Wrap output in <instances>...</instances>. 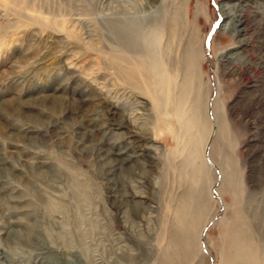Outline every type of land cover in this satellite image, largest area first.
I'll use <instances>...</instances> for the list:
<instances>
[{
    "label": "rangeland",
    "instance_id": "obj_1",
    "mask_svg": "<svg viewBox=\"0 0 264 264\" xmlns=\"http://www.w3.org/2000/svg\"><path fill=\"white\" fill-rule=\"evenodd\" d=\"M222 2L0 0V264H264V0Z\"/></svg>",
    "mask_w": 264,
    "mask_h": 264
},
{
    "label": "bare ground",
    "instance_id": "obj_2",
    "mask_svg": "<svg viewBox=\"0 0 264 264\" xmlns=\"http://www.w3.org/2000/svg\"><path fill=\"white\" fill-rule=\"evenodd\" d=\"M230 1L232 0H223L222 4H221V7H222V12L223 14L227 17V15L230 17H232V19H235L233 20V24H232V29H233V32H235V34H245V29H244V20L241 19L240 15H235L234 17L232 16V11L235 9L233 5L230 4ZM209 11V10H208ZM206 12V9H199V13H201L202 15H204ZM237 16V18H236ZM235 21V22H234ZM153 57V56H152ZM151 57V58H152ZM124 59V58H123ZM125 60V59H124ZM151 60V59H150ZM142 64V63H140ZM138 66V65H137ZM140 66V65H139ZM135 68V66H133ZM133 67L131 69H133ZM158 71V63H157V60H155V58H152V60L150 61V63H148V66L146 67V73L148 76H153L154 77V74L157 73ZM155 72V73H154ZM154 73V74H153ZM161 75V74H160ZM160 77L157 79V83L160 82ZM165 82V79H162V82ZM147 81H145V84H146ZM163 82V83H164ZM146 86V85H145ZM146 90L148 91V93L150 94V96L153 98L154 101H159V97L157 96V93L156 92H153V91H150V89L148 87H146ZM152 92V94H151ZM185 98V97H184ZM216 100L214 101L212 107L213 108V114H214V117L217 119L216 117ZM191 121V124H195L196 120L194 119H190ZM218 121V120H216ZM205 143L204 142V148H203V152H204V149H205ZM203 144V143H202ZM212 149V148H211ZM212 152V150H211ZM210 152V154H211ZM199 192V191H198ZM199 196V195H198ZM197 199V198H196ZM204 199V198H203ZM188 205V204H187ZM185 207V206H184ZM200 208V207H199ZM193 216H190V214L188 213H185V212H181L180 215H179V221H180V225H181V228H187V225L189 226L190 223L192 221H190V218L192 219ZM210 218V217H209ZM208 218V219H209ZM208 219L204 220L201 225L199 226L198 228V231H197V234L195 236H197L196 238H191V235H189L188 233L186 232H183V238H182V245L183 246V257L185 259H187V257H191V253H192V249H193V246H197V242L199 240V235H200V230L202 229V227L207 223ZM188 229V228H187ZM186 229V230H187ZM192 233V232H191ZM195 236H192V237H195ZM236 239V240H235ZM239 238H234L235 242L236 243H239L238 241ZM255 247V245H254ZM195 249V247H194ZM256 249V247L254 248ZM238 263L239 264H252L253 261L256 259V255L254 254L253 252V248H252V251L251 253H249V250H248V254L247 253H244L243 251L240 252L238 255Z\"/></svg>",
    "mask_w": 264,
    "mask_h": 264
},
{
    "label": "water",
    "instance_id": "obj_3",
    "mask_svg": "<svg viewBox=\"0 0 264 264\" xmlns=\"http://www.w3.org/2000/svg\"><path fill=\"white\" fill-rule=\"evenodd\" d=\"M205 45H207V47L210 46L208 40H206ZM210 223H211V221H208L207 222V225L205 226V229L207 228L208 224H210Z\"/></svg>",
    "mask_w": 264,
    "mask_h": 264
}]
</instances>
